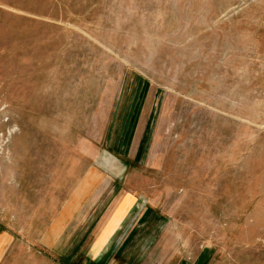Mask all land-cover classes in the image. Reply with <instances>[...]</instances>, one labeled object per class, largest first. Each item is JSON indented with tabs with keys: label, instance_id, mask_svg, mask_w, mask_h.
<instances>
[{
	"label": "rangeland",
	"instance_id": "rangeland-1",
	"mask_svg": "<svg viewBox=\"0 0 264 264\" xmlns=\"http://www.w3.org/2000/svg\"><path fill=\"white\" fill-rule=\"evenodd\" d=\"M3 236L1 264H264V0H0Z\"/></svg>",
	"mask_w": 264,
	"mask_h": 264
},
{
	"label": "crops",
	"instance_id": "crops-1",
	"mask_svg": "<svg viewBox=\"0 0 264 264\" xmlns=\"http://www.w3.org/2000/svg\"><path fill=\"white\" fill-rule=\"evenodd\" d=\"M7 244L6 237H0V264L2 262V258L4 257L5 245Z\"/></svg>",
	"mask_w": 264,
	"mask_h": 264
},
{
	"label": "bare ground",
	"instance_id": "bare-ground-1",
	"mask_svg": "<svg viewBox=\"0 0 264 264\" xmlns=\"http://www.w3.org/2000/svg\"><path fill=\"white\" fill-rule=\"evenodd\" d=\"M6 178H7V177H4V178H3V181H4V183L8 184V181H7ZM10 183H11V182H10Z\"/></svg>",
	"mask_w": 264,
	"mask_h": 264
}]
</instances>
